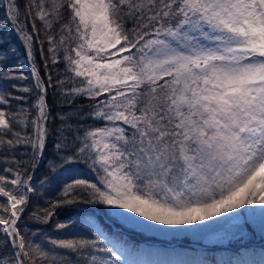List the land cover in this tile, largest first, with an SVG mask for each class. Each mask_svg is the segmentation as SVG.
Segmentation results:
<instances>
[{"label":"snow or ice","instance_id":"6c2138e0","mask_svg":"<svg viewBox=\"0 0 264 264\" xmlns=\"http://www.w3.org/2000/svg\"><path fill=\"white\" fill-rule=\"evenodd\" d=\"M0 13V264H187L133 259L130 237L249 220L264 235V0H0ZM77 205L119 228L54 220ZM195 264H264V250Z\"/></svg>","mask_w":264,"mask_h":264},{"label":"rangeland","instance_id":"374dc122","mask_svg":"<svg viewBox=\"0 0 264 264\" xmlns=\"http://www.w3.org/2000/svg\"><path fill=\"white\" fill-rule=\"evenodd\" d=\"M14 39L11 38L10 42L16 47ZM19 54L20 51L18 50L16 53L17 63L23 65L20 70L26 75H30L28 72V62ZM116 222L120 223L119 221ZM240 223L243 224V229L239 225H230L213 232L185 233L176 236H164L150 232L140 233L137 230L135 246L139 250H143L144 246H153L158 249L166 247L174 251H182L185 253V257L195 262L204 258L209 260L212 258L216 260L235 259L237 257L258 259L260 251L264 250V235H261L259 221L249 220L247 223L244 221ZM124 228L127 229V227ZM225 235H227V239H223V242H220L221 238ZM222 248L227 249V251H221L224 250Z\"/></svg>","mask_w":264,"mask_h":264},{"label":"trees","instance_id":"16d2710c","mask_svg":"<svg viewBox=\"0 0 264 264\" xmlns=\"http://www.w3.org/2000/svg\"><path fill=\"white\" fill-rule=\"evenodd\" d=\"M21 2H23V0H21ZM14 44L16 45V48H18V50L20 51L19 55L22 58H25L24 51L19 41L14 39ZM28 72L30 73V66H28ZM24 83H29V82L25 81ZM49 103L52 105L54 116L56 115L58 111H61V109H59L56 106L55 98L51 94L49 95ZM83 103H86V101ZM58 124H59V120H56L52 125L53 128H55L56 125ZM79 168H80L81 175L87 177L90 180L93 179L92 173L84 165H80ZM53 194L54 193H50L49 198H51ZM40 203L43 204V200H41ZM69 217L79 218L80 222L78 226L76 227V229H74V231L86 232L88 228L89 219H95L99 226L108 230L109 234H111L112 232L116 231L117 228H119V223H117L114 219H109V217H107L103 212H99V211L94 212L90 206H85V205H77L67 210H58V217H54V220L58 218L59 220L64 221V220H67ZM24 220L26 223L30 224V222H27L26 217L24 218ZM108 220L111 221L112 223H110ZM30 227L33 230H35L37 227H42L46 232L50 233L51 235L53 236L57 235V233L52 231L51 225H44V226L30 225ZM120 231L125 233L126 235L128 233V229L126 228H122ZM130 238L136 242L137 235L135 234L134 236H131ZM224 251H227V249H224Z\"/></svg>","mask_w":264,"mask_h":264},{"label":"bare ground","instance_id":"6f19581e","mask_svg":"<svg viewBox=\"0 0 264 264\" xmlns=\"http://www.w3.org/2000/svg\"><path fill=\"white\" fill-rule=\"evenodd\" d=\"M142 251L144 254L136 255L132 258L141 261H182L187 262V264H195V261L185 257L184 252L174 251L173 249H168L166 247H161L158 249L156 247L154 248L153 246H144Z\"/></svg>","mask_w":264,"mask_h":264}]
</instances>
